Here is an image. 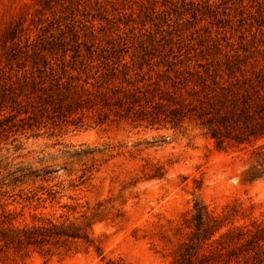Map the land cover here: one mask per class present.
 <instances>
[{
  "label": "rangeland",
  "instance_id": "1",
  "mask_svg": "<svg viewBox=\"0 0 264 264\" xmlns=\"http://www.w3.org/2000/svg\"><path fill=\"white\" fill-rule=\"evenodd\" d=\"M43 58L213 85L264 69V0H0V92ZM45 124L0 127V215L71 237L11 264H264V138L218 144L189 119Z\"/></svg>",
  "mask_w": 264,
  "mask_h": 264
},
{
  "label": "trees",
  "instance_id": "2",
  "mask_svg": "<svg viewBox=\"0 0 264 264\" xmlns=\"http://www.w3.org/2000/svg\"><path fill=\"white\" fill-rule=\"evenodd\" d=\"M51 63L43 58L42 68L25 70L21 77L17 71L4 81L0 92V127L4 130L40 127L47 120L53 124H104L128 119L145 126H178L189 119L206 127L218 144L225 139L250 143L264 138V69L250 74L240 71L239 77L221 81L213 79L211 85L200 74L196 78H171L166 74L158 77L129 62L94 74L78 71L74 66L54 69ZM5 98L9 104L4 103ZM193 217L197 229L204 217L211 219L200 210ZM60 236L71 237L52 222L39 226L22 223L16 213L4 209L0 215V264H11L29 249L42 253L47 242ZM258 255L257 252L252 258L259 259ZM246 259L247 256L243 264ZM236 264H241V260Z\"/></svg>",
  "mask_w": 264,
  "mask_h": 264
}]
</instances>
